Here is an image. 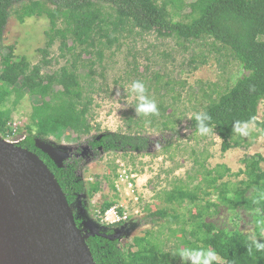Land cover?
Returning a JSON list of instances; mask_svg holds the SVG:
<instances>
[{
	"label": "trees",
	"instance_id": "16d2710c",
	"mask_svg": "<svg viewBox=\"0 0 264 264\" xmlns=\"http://www.w3.org/2000/svg\"><path fill=\"white\" fill-rule=\"evenodd\" d=\"M15 2H21L17 10L20 22L31 16L46 17L50 28L45 31L48 39L38 48L41 56L35 64L26 56H16L13 45L8 46L0 65V137L6 138L14 131L11 108L25 95L37 96L40 104L32 107L24 125L26 135L17 145L36 153L53 172L79 229L82 230L84 220L75 204L85 191L90 195L99 191L100 182L90 183L87 189L77 175V159L59 164L36 140L68 130L78 137L91 133L94 129L90 123L94 105L92 94L96 91L93 66L101 61L103 49L111 48L122 32L155 31L161 36H174L189 42L208 38L212 40L208 43L211 51H229L248 73L215 98L203 93L208 102L190 117L186 127L194 133L209 130L216 133L223 152L245 145L240 136L241 128L255 124L264 130V121L257 118L258 105L264 99V0H195L189 4L187 20L178 21L173 20L169 10L175 0H0V42L9 9ZM104 4L108 5L109 11ZM56 38L60 40L61 55H70V58H66V64L60 68L51 69L49 49ZM205 62L204 57L201 63ZM78 66L88 69L83 77ZM151 108L149 113L153 117L157 114L162 118L171 111L162 104L157 106L158 111ZM161 125L168 127L165 122ZM89 143L92 149L105 153L119 150L142 153L148 147V138L133 131H108ZM263 161L264 156L260 153L246 156L242 159L243 169L234 174L220 165L223 170L218 169L216 176L207 183L217 190L219 201L230 211L247 210L260 218L259 223L264 226ZM226 173L244 175V178L232 188L226 182L217 184ZM113 176L117 177V174L114 172ZM110 186L116 189L112 179ZM185 199L193 203L197 194L181 188H172L166 193V200L171 204H180ZM115 205L114 200L104 201L98 213L103 215ZM207 207L191 209L189 237L181 231L183 249H176L173 259L183 258V264H264V237L253 239L237 229L216 228L213 223L203 220ZM117 213L122 215V209L119 208ZM150 214L162 217L168 212L164 208ZM96 221L100 222V218ZM121 223L122 220H118L108 224L109 230L87 233L86 242L96 264H169L168 254L163 252L157 236L149 230L142 236H134L132 243L122 249L113 228ZM169 231L175 230L169 228Z\"/></svg>",
	"mask_w": 264,
	"mask_h": 264
},
{
	"label": "rangeland",
	"instance_id": "374dc122",
	"mask_svg": "<svg viewBox=\"0 0 264 264\" xmlns=\"http://www.w3.org/2000/svg\"><path fill=\"white\" fill-rule=\"evenodd\" d=\"M193 1L175 0V5L169 9L173 20H187L189 4ZM20 6L21 2H15L9 9L0 42V65L10 45L16 56H26L35 64L41 56L38 48L47 42L48 18L31 16L20 22L17 17ZM104 7L109 11L108 5ZM208 43L212 40L189 42L174 36H161L155 31L122 32L111 48L103 49L101 61L93 66L96 91L92 94L94 105L90 123L94 129L91 133L78 137L68 130L36 140L59 164L77 159V175L87 189L90 183L100 182L99 191L92 195L85 191L75 204L84 220L83 234L109 230L108 224L122 220L119 226L113 227L122 249L132 243L134 236H142L149 230L168 254L169 264H183V258L173 259L176 249H183L181 231L184 230L183 235L188 238L191 209L208 205L203 216L205 222L227 231L237 229L253 239L264 237L260 218L242 208L230 211L219 201L217 190L207 183L216 176L218 169L223 170L220 165L234 174L243 169L244 157L255 153L264 156V130L255 124L241 128L240 136L245 145L223 152L216 133L210 130L194 133L186 127L190 117L208 102L203 93L215 98L248 73L229 51H211ZM59 44L56 38L49 49L51 69L60 68L66 64V58H70V55H61ZM83 57L88 55L83 54ZM204 57L206 62L202 64ZM87 71L86 67L78 66L82 77ZM8 103L11 106L10 101ZM38 104L37 96L25 95L11 108L13 139L25 137L24 125L32 107ZM159 104L172 113L168 114L169 111L162 118L157 114L153 117L149 109L153 107L158 111ZM257 118L264 121V99L258 105ZM162 122L168 123V127L164 128ZM108 131L142 133L148 138V147L142 153L123 150L105 153L92 149L89 141ZM261 165L264 166V161ZM114 172L117 177L113 176ZM233 174H224L217 184L226 182L232 188L244 178V175ZM110 179L115 190L110 186ZM172 188L195 192L197 199L193 203L185 199L180 204H171L166 200V193ZM111 200L116 202L110 208L116 210V214L108 219L110 209L103 215L98 212L104 201ZM119 208L122 215L117 213ZM164 208L168 212L165 216L150 214ZM169 228L175 231L170 232Z\"/></svg>",
	"mask_w": 264,
	"mask_h": 264
},
{
	"label": "water",
	"instance_id": "95a60500",
	"mask_svg": "<svg viewBox=\"0 0 264 264\" xmlns=\"http://www.w3.org/2000/svg\"><path fill=\"white\" fill-rule=\"evenodd\" d=\"M86 235L45 162L0 137V264H96Z\"/></svg>",
	"mask_w": 264,
	"mask_h": 264
},
{
	"label": "built area",
	"instance_id": "2783aa9c",
	"mask_svg": "<svg viewBox=\"0 0 264 264\" xmlns=\"http://www.w3.org/2000/svg\"><path fill=\"white\" fill-rule=\"evenodd\" d=\"M13 135H15V129L13 131V133L9 136H7L6 138H3L7 143H11V144H17L18 142H20L23 138L17 140V139H13ZM112 212H114L113 214H116V210H112ZM123 218H126V215L123 216Z\"/></svg>",
	"mask_w": 264,
	"mask_h": 264
},
{
	"label": "bare ground",
	"instance_id": "6f19581e",
	"mask_svg": "<svg viewBox=\"0 0 264 264\" xmlns=\"http://www.w3.org/2000/svg\"><path fill=\"white\" fill-rule=\"evenodd\" d=\"M107 217H108V219H111L113 217V212L111 209L109 211H107Z\"/></svg>",
	"mask_w": 264,
	"mask_h": 264
}]
</instances>
